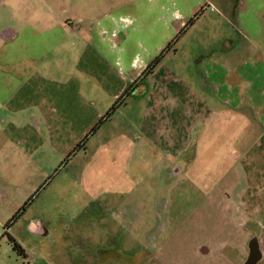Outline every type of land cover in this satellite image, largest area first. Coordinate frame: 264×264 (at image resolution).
Returning a JSON list of instances; mask_svg holds the SVG:
<instances>
[{
    "label": "crops",
    "instance_id": "crops-1",
    "mask_svg": "<svg viewBox=\"0 0 264 264\" xmlns=\"http://www.w3.org/2000/svg\"><path fill=\"white\" fill-rule=\"evenodd\" d=\"M203 37L216 44L205 45ZM190 40H197L200 51L187 64L197 65V79L208 83L207 92L203 86L191 90L187 73L173 66L160 73ZM169 43L172 48L147 71ZM172 80L183 94L168 90L165 82ZM126 89L136 101L130 108L140 103V108L151 109L143 122L139 116L126 117V105H119L95 136L100 144L94 138L84 149L81 158L87 160L77 174L90 198L104 205L103 196L132 189L128 167L137 147L145 144L141 137L153 147L157 143L152 114L157 108L173 111L179 97L180 108L203 109L196 111L192 124L198 130L194 142L182 139L185 147L174 153L182 157L189 145L195 146L185 175L204 188L211 170L205 172L201 162L212 161L227 145L234 159L229 155L230 163L215 183L228 182L230 190L238 191L247 177L239 161L259 146L264 185V0H0V160L12 168L15 161L29 162L26 171L40 177L50 168L43 161L68 156ZM119 125L124 131L114 132ZM165 128H158L160 137L167 138L164 156L176 144ZM150 129L155 132H145ZM233 145L241 146L237 150ZM77 155L79 151L72 157ZM37 186L33 182L31 190ZM232 208L237 232L231 229L228 238L215 243L213 237L198 242L195 254L208 264L227 249L234 256L227 264H264V215L253 227L244 201ZM23 213L8 230L17 240L11 229ZM36 216L25 223L27 232L49 236L40 214ZM145 256L148 260L141 264H164Z\"/></svg>",
    "mask_w": 264,
    "mask_h": 264
},
{
    "label": "rangeland",
    "instance_id": "rangeland-1",
    "mask_svg": "<svg viewBox=\"0 0 264 264\" xmlns=\"http://www.w3.org/2000/svg\"><path fill=\"white\" fill-rule=\"evenodd\" d=\"M202 41L205 45L216 44L206 37ZM196 44L197 40L186 42L185 48L175 55L173 65H164L160 73L173 66L175 70L187 73L189 80L185 83L191 90L196 91L203 86L207 92L208 83L197 79V65L187 64L192 55L200 51ZM201 50L208 51L206 48ZM217 53L218 50L214 52L215 55ZM165 83H168L170 92H176L178 96L183 94L184 89L177 81ZM180 99L179 106L173 111L170 108H157L156 116L152 114L151 118L157 122L154 126L157 131L150 129L145 132H155V147L145 136L141 137L146 140L142 141L145 144L137 147L128 167V175L135 181L134 186L125 194L103 196L104 205H101V199H92L86 194L77 174L87 160L81 158L82 152L92 145L96 134L100 136L104 125L88 138L84 148L78 150L80 155L43 161L50 168L45 167L40 177L33 176L37 171H26L25 166L29 162L15 161L12 168L8 162L0 160V264H141L148 260L145 255L164 264H201L204 259L194 250L198 242H208L213 237L215 243L216 239L221 241L228 238L231 229L237 232V221L232 216L235 214L232 208L235 204L244 201L248 205V220L254 227L264 215V208H261L264 185L261 181L259 146H254L253 152L239 161L244 165L247 177L242 179L244 183L238 191L230 190L228 182L215 183L229 165V155L234 159L229 153L231 147L227 145L218 149L212 161L201 162L205 172L211 170V179L203 188L194 178L185 175V168L191 163L189 153L195 146L189 145L182 157L174 155L177 148L185 147L182 139L194 142L198 130H192V124H196V111L203 110L180 108ZM125 101L122 103V106L126 105V108H122L124 115L133 116L135 120L139 116L140 121L144 122L151 108H140V103L138 108H130L136 104L135 100H130V96ZM160 126H165L171 132L172 140L176 139L173 150L167 148L169 154L166 156L161 151L165 149L167 138L160 137ZM119 128L113 131H124V126L119 125ZM96 140L100 144L102 139ZM239 146L232 147L239 150ZM175 169L180 174H176ZM33 182L39 185L34 192L31 190ZM28 204L31 205L29 209ZM23 205H26L24 215L11 231L18 237L16 241L28 251L26 258L12 249L3 234V224ZM227 207L231 208L227 211ZM37 214H40L45 227L49 228L47 237L27 232L25 223L32 221ZM143 244L147 248H143ZM233 257L232 251L224 249L208 264H227Z\"/></svg>",
    "mask_w": 264,
    "mask_h": 264
},
{
    "label": "trees",
    "instance_id": "trees-1",
    "mask_svg": "<svg viewBox=\"0 0 264 264\" xmlns=\"http://www.w3.org/2000/svg\"><path fill=\"white\" fill-rule=\"evenodd\" d=\"M197 17V14H195L187 23V26L191 25L193 20ZM181 34V33H180ZM172 48V44L169 43L162 52L148 65L147 71H150L157 63L159 62L160 58L163 56V54L170 50ZM130 90L126 89L122 95L119 96V98L111 105V107L108 109V111L98 120V122L90 129V131L84 136V138L74 147V149L68 154L67 157L73 156L79 149L84 148L86 141L89 137L94 135L96 131L100 128V126L108 120L116 110V108L124 102L126 97L130 95ZM25 206L23 205L20 209L15 212V214L12 215V217L4 224V232L3 234L7 237L8 242L10 243L12 249L21 257L26 258V254L24 252V249L22 246L16 241L14 237H12L9 233L10 226L14 223V221L17 219V217L25 210Z\"/></svg>",
    "mask_w": 264,
    "mask_h": 264
}]
</instances>
